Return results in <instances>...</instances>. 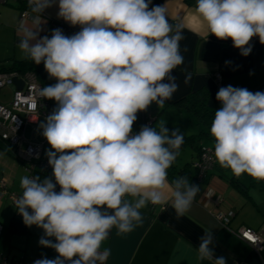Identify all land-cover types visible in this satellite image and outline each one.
<instances>
[{"label":"clouds","instance_id":"obj_1","mask_svg":"<svg viewBox=\"0 0 264 264\" xmlns=\"http://www.w3.org/2000/svg\"><path fill=\"white\" fill-rule=\"evenodd\" d=\"M151 3L28 0L35 27L21 23L18 47L56 80L39 92L56 102L39 124L50 145L45 155L52 175L22 176V192L14 200L25 226L43 230L39 245L58 254L33 264H106L111 250L102 245L114 228L117 235L132 232L149 203L171 202L182 217L200 191L187 177L168 180L184 133L170 131L166 121L158 128H133L139 112L153 103L163 109L178 91L173 72L184 63L183 26L174 28L166 7ZM53 6L58 18L80 31L69 36L56 28L41 37L43 13ZM195 13L208 36L230 39L244 57L254 37L264 45V0H196ZM216 100L221 106L210 127L216 161L237 178L264 182V92L228 85ZM212 245L206 230L196 260L227 264Z\"/></svg>","mask_w":264,"mask_h":264},{"label":"crops","instance_id":"obj_2","mask_svg":"<svg viewBox=\"0 0 264 264\" xmlns=\"http://www.w3.org/2000/svg\"><path fill=\"white\" fill-rule=\"evenodd\" d=\"M24 1H26L24 4L28 5V0ZM155 5L166 7L169 22L174 28L176 25L183 26L184 39L180 41V48L184 63L173 72V75L177 77L179 88L172 98L165 102L164 108L159 109L153 103L144 111V116L152 121L151 126H154L153 121H156L157 117L161 118L159 114H162L170 131L178 128L184 136L197 134L201 126L194 122L195 119L190 112L180 111L176 106L177 101L196 90H207L209 93L207 104L214 112L221 106L216 100V93L221 87L232 85L247 88L252 92H264V45L260 44L258 37H254L251 41L252 52L244 57L240 55L239 49L233 47L230 39L222 41L213 35L208 36L204 24L195 13L196 0H152L150 7ZM22 12H27V16L22 17ZM57 12L58 6H53L43 13L45 23L41 25L43 29L40 33L41 37L47 35L51 22H61L80 31L79 26H71L58 18ZM21 23L29 28L35 27L29 8L22 10L20 0H10L7 4L0 3V61L6 64L12 60L23 59L18 47L21 39L18 29ZM225 61H231V63L226 65ZM28 72L31 71L25 73ZM45 72L44 70L42 78ZM25 73H19V75L23 76ZM216 74H220L219 79L216 78ZM186 77H190L188 84L184 83ZM38 80L41 81L39 78ZM4 87L8 94L5 101L0 103L8 104L15 85ZM45 100L53 111L56 102ZM37 117L39 119L34 121L33 119ZM45 117V109H41L38 114L26 115L23 128V146L31 142L40 145L43 157H46V151L50 150V145L39 128L40 122L44 121ZM180 123L182 125H179ZM202 142L203 144L210 143L204 139H195L181 146L180 150L187 146L192 149L188 153L187 160L191 162L197 160V146ZM174 164L176 166V162ZM25 175L30 176L26 166L13 155L11 146L0 137V178L6 181L8 191L21 194L20 179ZM36 175L41 178L50 177L52 168L47 171V174L38 173ZM232 177L231 171L222 168L216 161L203 180L200 182L196 180L194 183L200 186V191L188 212L179 218L171 207V202L162 205L149 203L141 210L142 224L132 232L117 235L115 228L110 232L109 238L102 245V249L111 250L106 264H210L207 260H196L195 249L199 246L200 237L206 230L212 232V247L215 255L224 256L227 264H264V255L257 253L251 245L232 231L242 226L253 229L264 226V182H257L247 175H242L239 180L243 189L239 190L231 183ZM57 191H59V186H57ZM8 202L12 204L6 197L0 199L2 232L4 222L7 230V225L14 215L13 207L10 213L4 214L5 205ZM229 209H233L235 214L227 228L215 218V213ZM30 228L34 235L30 238L12 235L8 230L7 232L12 237H21L18 241L19 245L24 246L21 250L25 252V248H31V254L40 259L36 252L37 239L35 236L43 235V230L35 225ZM7 256L10 258L9 255ZM13 258L33 264L26 261L25 254L21 258L15 255Z\"/></svg>","mask_w":264,"mask_h":264},{"label":"built area","instance_id":"obj_3","mask_svg":"<svg viewBox=\"0 0 264 264\" xmlns=\"http://www.w3.org/2000/svg\"><path fill=\"white\" fill-rule=\"evenodd\" d=\"M10 0H0L1 4H6ZM22 17L27 16V12L21 13ZM60 28L65 35H72L77 31L64 25L61 22H51L47 35L51 36L53 29ZM20 77L24 81L22 89H14L11 101L8 104L0 103V137L11 146L13 155L24 163L29 173V177H34L41 172H47L51 167L48 164L47 157L42 156L41 146L36 143H28L23 146L24 135L23 128L25 125L26 115L38 114L41 109H45L46 116L51 114L49 104L45 99L39 95L40 89L43 87L38 80L37 75L34 72H28L19 75L17 72H0V88L4 86L13 85V78ZM216 78H220V74H216ZM141 112L143 125H152V121L146 118ZM216 163L214 157V148L212 145H204L201 148L200 154L194 163V167L197 170V181H202L207 171L213 168ZM20 194L8 191L7 183L4 179L0 178V199L6 197L12 203L14 207V214L16 216L21 215L15 209L14 200ZM234 210L229 209L226 211H218L215 213V218L220 222L223 227L229 228V223L232 217H234ZM3 226L0 224V234ZM230 230H232L230 228ZM234 234L239 236L246 243L251 245L257 253H261L264 250V226L259 229H253L250 227H239L232 230ZM0 264H29L23 260L10 259L7 255H0Z\"/></svg>","mask_w":264,"mask_h":264},{"label":"trees","instance_id":"obj_4","mask_svg":"<svg viewBox=\"0 0 264 264\" xmlns=\"http://www.w3.org/2000/svg\"><path fill=\"white\" fill-rule=\"evenodd\" d=\"M20 3H21L22 10L29 8L27 4H24L26 3V1L20 0ZM70 28H73V27H70ZM75 30L78 32L77 29ZM44 70L45 69H44L43 63H41L40 65H36L31 60L25 59V58L20 59V60H12V62L7 63V64L4 63L3 61H0V72L9 73V72L16 71L18 73H25L27 71H31V72L36 73L38 78L41 80ZM208 95L209 93L207 92V90L200 89V90L190 92L187 96H185L184 98L176 102V106L178 107L180 111L186 110L190 112L192 116L194 117L197 125L201 126L197 134L190 135V136H184L183 144H186L189 141L192 142L195 139H198V140L204 139V141L206 140L210 142L209 144H203V142L199 143V145L197 146L198 156L200 154L201 148L204 145L213 146L214 144V138L210 134V127L214 119L215 112L207 104ZM137 115H138V119L133 126L134 131H139L140 127L143 125L141 113L139 112ZM166 127L170 129L169 126L166 125ZM195 162L196 161L185 163L180 168H176L177 166H175V164L173 163V165L168 169V180L171 182L178 177H187L190 183L191 182L193 184L196 183L197 170L193 166ZM41 174H47V172H41ZM230 181L237 189L239 190L243 189L241 188L242 184L239 178L233 175ZM7 230L12 235H22L28 238L34 236L31 232V228L25 226V224L23 223V218L20 216H16L15 214L11 217L7 225ZM41 236L42 235L35 236V238L37 239V248H36L37 255L40 258L45 257V256L50 259L55 258L58 254L55 252L54 249L45 248L39 245L38 241ZM261 253L262 255H264V250H262Z\"/></svg>","mask_w":264,"mask_h":264},{"label":"rangeland","instance_id":"obj_5","mask_svg":"<svg viewBox=\"0 0 264 264\" xmlns=\"http://www.w3.org/2000/svg\"><path fill=\"white\" fill-rule=\"evenodd\" d=\"M41 84L42 86H47V85H52L56 83L55 79L49 78L48 73L45 72L43 78L41 79ZM8 94L7 89L4 87L2 89H0V102L5 101V98ZM161 116V118L157 117V120L153 121L154 123V127L158 128V122L159 121H164L163 120V116L162 114H159ZM159 116V117H160ZM196 123V121H194ZM194 124V123H193ZM179 125H182L181 123ZM187 125V124H186ZM190 124H188L189 126ZM191 126V125H190ZM191 147L187 146L185 148H183L182 150H180V155L177 157V159L175 160L176 162V166L178 168L182 167L185 163L187 162H191L189 160H187L188 157V153L191 151ZM183 152V153H182ZM13 205L10 204L9 202L5 205V209H4V214L6 215L7 213H10L13 210ZM17 240V242L15 241ZM21 240V237H12V235H10L7 230H6V223L4 222V230L2 232V235H0V255H9L10 259L13 258V256L15 255L17 258H21L22 255L25 254L26 257V261L33 263L35 260H37L38 258L31 254V248H25V252L21 249H24V246L19 245L18 241ZM30 240V239H27ZM30 242V241H28ZM15 259V258H13Z\"/></svg>","mask_w":264,"mask_h":264},{"label":"water","instance_id":"obj_6","mask_svg":"<svg viewBox=\"0 0 264 264\" xmlns=\"http://www.w3.org/2000/svg\"><path fill=\"white\" fill-rule=\"evenodd\" d=\"M13 84L15 85L16 89H22L24 86V81L18 77H14Z\"/></svg>","mask_w":264,"mask_h":264}]
</instances>
